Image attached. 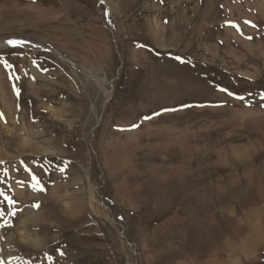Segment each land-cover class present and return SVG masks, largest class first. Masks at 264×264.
Masks as SVG:
<instances>
[{"label": "rangeland", "instance_id": "obj_1", "mask_svg": "<svg viewBox=\"0 0 264 264\" xmlns=\"http://www.w3.org/2000/svg\"><path fill=\"white\" fill-rule=\"evenodd\" d=\"M17 1L0 264H263L264 0Z\"/></svg>", "mask_w": 264, "mask_h": 264}, {"label": "bare ground", "instance_id": "obj_2", "mask_svg": "<svg viewBox=\"0 0 264 264\" xmlns=\"http://www.w3.org/2000/svg\"><path fill=\"white\" fill-rule=\"evenodd\" d=\"M16 1H17V0H16ZM29 1H30V0H29ZM29 1H27V2L29 3ZM17 2H18V1H17ZM17 2H16V3H17ZM21 2H22V1H21ZM25 2H26V0H25ZM25 2H23V3H25ZM27 2H26V3H27ZM40 2H41V1H40ZM43 2H44V1H43ZM13 5H14V4H13ZM15 5H16V4H15ZM44 5H45V4H44ZM4 6H5V5L3 4V2H0V8H1V9H4V8H3ZM6 7H7V6H6ZM8 7H9V6H8ZM1 9H0V10H1ZM37 12H38V11H37ZM38 13H39V12H38ZM41 16H42V15H41ZM37 21H38V20H37ZM124 160H127V159H124ZM122 161H123V160H122ZM205 202L208 203L209 201H205ZM203 203H204V202H203ZM206 205H207V204L204 203V204H202V205L200 206V208H203L204 206L206 207ZM207 211H208V210H207ZM198 212H200V210H199ZM261 239H262V238H261Z\"/></svg>", "mask_w": 264, "mask_h": 264}, {"label": "snow or ice", "instance_id": "obj_3", "mask_svg": "<svg viewBox=\"0 0 264 264\" xmlns=\"http://www.w3.org/2000/svg\"><path fill=\"white\" fill-rule=\"evenodd\" d=\"M9 44H15V43H19L17 41H8ZM177 59H179V57H177Z\"/></svg>", "mask_w": 264, "mask_h": 264}, {"label": "flooded vegetation", "instance_id": "obj_4", "mask_svg": "<svg viewBox=\"0 0 264 264\" xmlns=\"http://www.w3.org/2000/svg\"><path fill=\"white\" fill-rule=\"evenodd\" d=\"M264 264V263H263Z\"/></svg>", "mask_w": 264, "mask_h": 264}]
</instances>
